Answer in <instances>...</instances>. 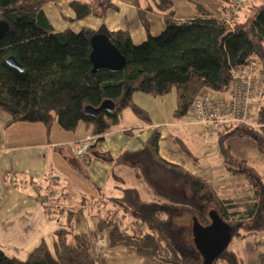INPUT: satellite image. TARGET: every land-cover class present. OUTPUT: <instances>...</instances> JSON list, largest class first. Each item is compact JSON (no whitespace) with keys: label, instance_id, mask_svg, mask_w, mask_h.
I'll return each mask as SVG.
<instances>
[{"label":"trees","instance_id":"obj_1","mask_svg":"<svg viewBox=\"0 0 264 264\" xmlns=\"http://www.w3.org/2000/svg\"><path fill=\"white\" fill-rule=\"evenodd\" d=\"M54 1L0 0V21L8 23V29L0 35V109L9 115L6 126L17 122L43 123L49 131L57 124L63 131L73 132L83 125L98 140L119 125L127 108L151 124L148 111L133 101L135 92L159 97L175 90L174 115L181 120L204 88L226 93L235 69L249 64L255 56H259L264 69V0L252 5V13L244 19L234 9L240 0H223L216 11L189 0L197 13L184 19L177 17L173 0H156L152 10L162 16L165 27L153 35L149 22L143 18L147 38L140 43L132 40L128 29L74 31L68 27L56 31L44 11V6ZM69 5L75 13L74 17H66L69 21L88 15L105 18L110 10L117 9L111 0H69ZM97 33H105L124 55L126 64L122 70L93 71L90 38ZM10 56L22 70L8 64ZM106 99L114 102L113 111L104 110L98 116L86 112L88 106L99 107ZM259 114L263 120L264 100ZM216 133L227 172L244 178L252 194L247 198H225L205 176L164 159L159 152L161 132L155 126L141 148L124 150L114 159L117 165L134 169L154 197L144 199L136 187L124 183L121 194L108 201L109 207L92 214L98 230H109L111 246L132 248L138 256L158 264H204L193 223L196 218L203 227L210 226L211 210L232 227L231 241L234 237L264 233V178L246 159L234 156L225 144L231 137L248 136L264 154V136L244 124L227 125ZM176 142L194 157L185 142L180 138ZM91 147L79 155L86 163L92 157ZM96 156L100 157L98 151ZM148 165L151 171H147ZM156 168H162V174ZM157 176L167 182L186 179L193 192L192 200L170 194L154 180ZM114 178L122 179L117 174ZM66 212L68 226L54 231L51 245L42 240L25 259L10 257L0 248V264H100L89 236L74 230V212ZM183 212L192 221L191 227L188 224L182 229L185 246L169 229L173 217ZM230 243L210 259V264L217 259L246 264L243 254L230 248ZM259 262L264 264V253Z\"/></svg>","mask_w":264,"mask_h":264},{"label":"crops","instance_id":"obj_2","mask_svg":"<svg viewBox=\"0 0 264 264\" xmlns=\"http://www.w3.org/2000/svg\"><path fill=\"white\" fill-rule=\"evenodd\" d=\"M56 1L52 3L59 5ZM111 1L117 6V9L110 10L105 18L88 15L78 20L69 21L66 17H74L75 15L69 5V0H63L69 11L65 13L57 10V15L60 14L71 25L78 21L81 23L86 22L83 28L96 30L105 27L111 31L128 29L135 43H140L147 38L143 18H146L149 22L151 34L157 35L164 29L162 16L152 10L155 7L156 0ZM194 1L203 4L211 11H216L224 3L223 0ZM173 2L178 18L184 19L196 16L197 11L189 0H173ZM52 3L46 5L52 6ZM45 6V14L50 20ZM88 18L91 19L87 21ZM50 23L56 31L71 28L69 25L57 30L51 20ZM58 25H62V23L58 22ZM170 93L154 97L144 92H135L133 101H136V104L138 103L148 111L152 121L151 124L142 121L134 114L140 121L133 128L139 129V132H133L132 129L126 127H118L123 119L125 109L122 112L119 125L110 131L109 136L97 144H95L96 142L92 144V157L87 156L90 157L88 163L83 161L76 153V147L82 146L84 139L90 135V132H87L83 125L73 132L63 131L57 124L52 125L49 131L43 123L17 122L6 126L9 117L0 114V131L4 129V134L11 132L8 137L6 135L1 137L0 135V248L10 257L25 259L42 240L51 245L55 230L68 226L66 210L73 211L75 216L80 207L89 208L91 213L95 212L93 209L109 207L108 201L111 197L119 196L121 194L120 187L124 183L126 185L125 178L119 173L117 175L122 179L114 178V174H116L114 171L117 167L123 166L117 165L114 159L124 150L141 148L155 126L161 132L159 152L164 159L181 165L191 172L205 176L225 198L240 199L249 197L252 194L249 185L244 180L243 182L246 183H241V177L232 176L227 172L219 152L220 149L218 150L220 162L217 166L210 162L196 165L193 157L188 156L181 149L176 142V138H180L182 141L183 139L174 134L170 127L194 122H188L186 117L181 120L175 117L176 105L174 108L171 107L170 102L166 99V96ZM167 105H169L170 111ZM217 129H214L215 133ZM24 134L31 138H21ZM232 138L236 137L229 138L225 144L233 154V149L238 148L239 143L231 141ZM72 141L76 142L75 148L69 145V142ZM97 151L99 152V158L98 155L96 156ZM184 154L187 157H184ZM257 161L263 165L264 155L259 154ZM51 175L56 176L57 180L49 183ZM181 179L168 180L166 182L168 189H165L175 197L192 200L191 187L186 189L184 187L185 182ZM110 180L114 182L112 189L109 188ZM84 181L87 184H83ZM157 184L161 186L159 182ZM49 189L55 193L50 202L45 199ZM80 189L84 192L81 191L80 199H77L71 191L76 190L80 193ZM137 189L140 191L139 188ZM56 209L58 212L55 211ZM63 209H65L64 212ZM178 217L176 216L173 220L177 225L184 227L189 224V214L187 212H183ZM109 247H116L110 245V238ZM230 248L242 253L246 264H260L259 256L264 253V233L234 237L230 243ZM122 252V250L116 251L114 254L118 255ZM110 263L126 264L123 259L119 262L117 260L111 261L108 264ZM214 264L229 263L224 259H217Z\"/></svg>","mask_w":264,"mask_h":264},{"label":"rangeland","instance_id":"obj_3","mask_svg":"<svg viewBox=\"0 0 264 264\" xmlns=\"http://www.w3.org/2000/svg\"><path fill=\"white\" fill-rule=\"evenodd\" d=\"M57 1L59 5H57V3H54V4L52 3V6H48V5L45 6L47 14L49 15V18L54 24L55 28L57 30H61L65 26L70 25L71 28H73L74 30H81L86 25V22L81 23L78 21L74 23L73 25H71V23L63 19L60 14L57 15V10L61 12H65V13L69 11L68 6L65 3H63V0H57ZM240 2H241L240 4L238 5L236 4V6H234V9L236 11V15H238L239 18L244 19L246 15L252 13L250 11L251 6L260 3V0H240ZM90 19L91 18H88L87 21H89ZM58 22L62 23V25H58ZM132 24L135 25V23L133 22ZM208 90L210 89L204 88L202 92H205ZM221 94H224V93H221ZM224 95H227V93H225ZM166 97H167L166 98L167 101L170 102L171 107L174 108V106L176 105L175 102L177 101L176 92L174 91L170 93L169 95H167ZM167 107H169V105H167ZM168 110L170 111V107L168 108ZM0 114L5 115L6 117H9V115L6 112L2 111L1 109H0ZM186 120L188 119L186 118ZM190 120L193 121L191 118ZM139 121L140 120L134 115L132 110L126 109L123 112V119L121 121V124L118 127H126V128L132 129L133 132H137V131L139 132V129L133 128V126ZM0 125H1V122H0ZM170 129L174 131V134L179 135L183 139L188 149L194 155L193 160L196 165L198 164L202 165L206 162H210L214 166H217L219 164L220 162V157L218 153L219 143L217 140L216 133L214 131V129H216L214 125L212 126L209 124H201V123L194 122V123H185V124L178 125L175 127L171 126ZM4 133H5L4 129H2L0 131L1 137L5 135L8 137L10 136L11 132L9 134H4ZM25 135L26 134H24L23 137L21 138H25V139L31 138L30 136H25ZM232 139L231 141L238 142L239 143L238 148H241L238 150V148L235 147L233 149V154L238 158H243V157H244L243 159L246 158L248 163L250 162L249 164L253 166L259 172V174L264 178V164L261 165L262 163H258L257 161V157L259 156V154L261 156H263L264 154L260 152V150L258 149L256 145V142L251 137H248V136L236 137ZM184 157H187V156L184 154ZM146 169L147 171H151L149 165L147 166ZM156 169L158 173L162 174V171H163L162 168L160 169L156 168ZM114 173L116 174L119 173L125 178L126 186L139 188L141 192V196L144 199H151L154 197L152 190L146 185L145 180L143 178L140 179L135 175L134 169H131L126 166H120V167H117ZM155 178L156 179L154 180L159 182V184L163 186V188L168 189V185L166 184L167 180L164 177L161 178L157 176ZM241 179H242L241 183H246V182H243V180L246 181L244 178L241 177ZM181 181L185 182L184 187H186V189L190 187L189 182L187 180L181 179ZM113 183L114 182L110 180V183H109L110 189H112ZM83 184H87V182L84 181ZM81 191L84 192L82 189H80V193H78V191L76 190H72L71 192L76 195L77 199H80ZM93 210L96 211V209H93ZM90 211L91 210L89 208L80 207L76 211L77 212L76 215L73 217V220H72L73 228L75 231L84 232L89 236L93 254L98 259V261H100L101 264H108L109 262L116 261V260L119 262L122 259L125 261L126 264H158L151 259L138 256L136 252L133 251L131 248H125V247L110 248L109 247V230L108 229L104 231L98 230L96 219L95 217L92 216L93 213H91ZM174 218H176V216L173 217V220ZM177 218L179 217L177 216ZM123 221L126 224H131L129 223L130 221L128 220V218L127 219L123 218ZM191 222L192 221L189 218V227H191ZM169 229L172 235L178 240L180 245L184 243L183 245L185 246L186 241L183 238H181L183 227L180 225H177V223H175L174 221L172 222L170 221ZM197 248L201 250L202 248L201 244H198ZM121 250L123 251L121 254H118V255L114 254V252L121 251Z\"/></svg>","mask_w":264,"mask_h":264},{"label":"built area","instance_id":"obj_4","mask_svg":"<svg viewBox=\"0 0 264 264\" xmlns=\"http://www.w3.org/2000/svg\"><path fill=\"white\" fill-rule=\"evenodd\" d=\"M227 95L208 90L202 92L195 100L186 118L188 122L211 124L218 129L227 125H248L264 136V119L262 120L259 110L264 100V69L259 56L247 64L235 69ZM190 118L193 120L191 121ZM106 132L102 137H108ZM97 136L88 135L80 147L76 142H69L71 147H76L78 155L97 141ZM57 180L56 176L49 177V183ZM40 190V188H38ZM55 193L50 189L45 199L50 202Z\"/></svg>","mask_w":264,"mask_h":264},{"label":"water","instance_id":"obj_5","mask_svg":"<svg viewBox=\"0 0 264 264\" xmlns=\"http://www.w3.org/2000/svg\"><path fill=\"white\" fill-rule=\"evenodd\" d=\"M7 29L8 23L6 21H0V35L6 32ZM90 43V60L93 64V71H97L100 68H107L113 72H117L124 68L126 64L124 55L112 44L105 33L92 35ZM7 62L19 70L23 69L13 56L8 57ZM114 108V102L106 99L99 107L88 106L86 112L98 116L102 111H113ZM103 139L104 137H101L95 144ZM210 217L213 223L208 227H203L196 218L193 223L194 236L202 246L201 252L203 253L204 264H210V259L224 250L232 238V227L220 220L214 210L210 211Z\"/></svg>","mask_w":264,"mask_h":264},{"label":"bare ground","instance_id":"obj_6","mask_svg":"<svg viewBox=\"0 0 264 264\" xmlns=\"http://www.w3.org/2000/svg\"><path fill=\"white\" fill-rule=\"evenodd\" d=\"M47 194V193H46Z\"/></svg>","mask_w":264,"mask_h":264}]
</instances>
